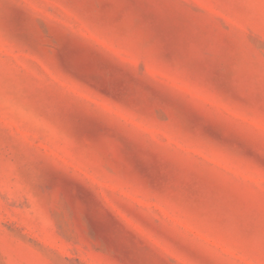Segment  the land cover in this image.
Segmentation results:
<instances>
[{
  "label": "rangeland",
  "instance_id": "374dc122",
  "mask_svg": "<svg viewBox=\"0 0 264 264\" xmlns=\"http://www.w3.org/2000/svg\"><path fill=\"white\" fill-rule=\"evenodd\" d=\"M148 2L0 0V264H264V0Z\"/></svg>",
  "mask_w": 264,
  "mask_h": 264
},
{
  "label": "snow or ice",
  "instance_id": "6c2138e0",
  "mask_svg": "<svg viewBox=\"0 0 264 264\" xmlns=\"http://www.w3.org/2000/svg\"><path fill=\"white\" fill-rule=\"evenodd\" d=\"M110 8L116 10V18L119 19L126 12H135L141 19L150 20L155 23V17L149 16L146 13V9L152 8L153 5L148 0H116V3L109 5ZM194 11H200L199 8L193 6ZM218 87L225 92H231L232 90L226 87L223 82L219 79L215 80ZM235 98L241 100V102L250 107L259 105L261 112V127L258 134L244 136L239 134L235 129L229 128L217 138L220 142L233 148L235 151L244 155L248 160L256 164L262 172H264V95L259 97H241L235 94ZM189 114L194 122H201L203 116L195 110H188ZM71 119H78L74 113L66 114ZM166 118V117H165ZM172 243L190 257L197 255L194 249L186 246L182 241L178 239H172ZM153 255L157 258L156 260H145L143 264H175V261H169L168 258L164 257L161 253L153 250Z\"/></svg>",
  "mask_w": 264,
  "mask_h": 264
}]
</instances>
